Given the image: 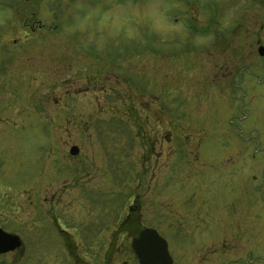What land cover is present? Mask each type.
I'll return each mask as SVG.
<instances>
[{
	"label": "rangeland",
	"instance_id": "374dc122",
	"mask_svg": "<svg viewBox=\"0 0 264 264\" xmlns=\"http://www.w3.org/2000/svg\"><path fill=\"white\" fill-rule=\"evenodd\" d=\"M17 1L0 7L5 48L21 45L1 81L0 194L22 264L62 254L46 222L112 211L103 264L144 224L174 264H264V0Z\"/></svg>",
	"mask_w": 264,
	"mask_h": 264
},
{
	"label": "flooded vegetation",
	"instance_id": "af4514ba",
	"mask_svg": "<svg viewBox=\"0 0 264 264\" xmlns=\"http://www.w3.org/2000/svg\"><path fill=\"white\" fill-rule=\"evenodd\" d=\"M5 5L11 8L13 12L14 10L19 9V3L17 0H0V7L5 6ZM18 15H22V14L18 13ZM28 16H34V14L30 13L26 15V20ZM26 20H25L24 26L26 28H29L31 31H34L35 23L28 24L26 23ZM3 22L4 21L0 22V123L2 122V120H4V113L2 111L3 110L2 107L4 105L3 104L4 88L1 87V81H2V78L5 77V73L8 71V68L10 67L9 65L12 62L11 59L12 58L17 59L20 57L19 49L21 47V45H18V42L15 39L13 41V45L10 46L8 50L5 48V40L3 39V35L1 32L2 31L1 28L4 25L2 24ZM9 25L10 24L8 23L7 26ZM261 35L262 34L260 33L259 36ZM260 38L258 39V42H257L259 45L257 51L261 57H264V55L260 54V47H263L261 46V43H260L262 38L261 39ZM13 46L15 47V51L11 49ZM27 59H30V57H27ZM0 131H1V128H0ZM2 164H3V160L0 157V177L3 172ZM263 185H264V180H263ZM263 185L260 186L259 191H262L264 187ZM2 186L3 185L1 184L0 188ZM0 193H1V190H0ZM13 193H14V190H13ZM6 197L0 194V264H22L23 255L25 254V247H24V243L22 241L21 232H20V229H21L20 221L21 220H20V217L15 218L16 217L15 215L13 218H11V216L5 215V211L8 208L6 207V203L10 202V201L5 200ZM14 203L15 202H13V204ZM136 207L137 206L135 205H130L129 215H133V216L137 215L136 213L137 209H135ZM114 208H117V206H114ZM8 211L11 212V208H8ZM114 217H115L114 212L112 211L110 213V216H106V218L102 219L103 225L104 226L106 225V221L113 222ZM128 218L132 219L130 217ZM61 219H62L61 217H56L58 226L57 225L54 226L52 222H46V225L44 226L46 227V230L49 231V232L44 233L45 235H48L49 233H52V231L56 230L57 234L62 235L63 237L66 238V244L62 246L63 248L62 247L60 248V251L62 252V254L60 253L54 254L55 264H60V261L64 262L62 264H103L102 259H101V251H100L101 244L99 242V238H100L101 230H102L101 217L99 218L87 217L86 218V216H84L82 221H79L77 223L73 222V225L72 224L68 225L66 222H62L63 224H66V227L61 225ZM86 219L87 221L85 222ZM69 223H72V221H70ZM125 223H130V222L126 221ZM119 228H121L122 230L120 232L118 231L115 232L114 234L116 236L124 233L125 231H128V228L125 227L124 225ZM145 228H146L145 224L143 225V227H137L136 234L132 237L130 247L129 248L127 247L126 249L127 250L126 254L128 256L127 259H121L120 261H118V259H115L112 262H110V259H109L106 264H140L139 258L136 255L135 250L133 249L132 243L135 238H138L140 236L141 232H145ZM116 230H119V229H116ZM159 234L161 235V233ZM18 238H19V243H18ZM76 238H78L80 241L77 240ZM116 241H117V238H114V240L110 242L108 246L109 253H113L115 250H117ZM144 244H145V240H144ZM82 248H85L87 250L89 259L85 260L84 256H82ZM34 260L35 259H33V262H36Z\"/></svg>",
	"mask_w": 264,
	"mask_h": 264
},
{
	"label": "water",
	"instance_id": "95a60500",
	"mask_svg": "<svg viewBox=\"0 0 264 264\" xmlns=\"http://www.w3.org/2000/svg\"><path fill=\"white\" fill-rule=\"evenodd\" d=\"M260 54L264 55L263 47H260ZM79 152L77 146L70 149V153L74 156L78 155ZM133 249L139 258L140 264H173L167 240L159 235L155 229L146 228L145 232H142L138 238L133 240Z\"/></svg>",
	"mask_w": 264,
	"mask_h": 264
}]
</instances>
